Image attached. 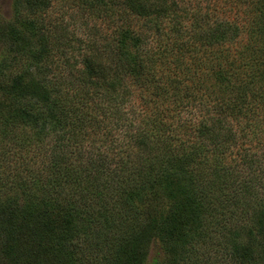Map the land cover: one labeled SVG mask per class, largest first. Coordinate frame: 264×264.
<instances>
[{"label": "trees", "instance_id": "obj_1", "mask_svg": "<svg viewBox=\"0 0 264 264\" xmlns=\"http://www.w3.org/2000/svg\"><path fill=\"white\" fill-rule=\"evenodd\" d=\"M90 3L120 25L76 62L50 57L39 11L16 9L0 33L19 55H0V148L21 151L5 173L0 158V189L18 185L24 202L1 250L12 264L28 242V264H91L94 250L113 264H264V161L249 135L264 116V32L176 0Z\"/></svg>", "mask_w": 264, "mask_h": 264}, {"label": "rangeland", "instance_id": "obj_2", "mask_svg": "<svg viewBox=\"0 0 264 264\" xmlns=\"http://www.w3.org/2000/svg\"><path fill=\"white\" fill-rule=\"evenodd\" d=\"M179 3V8L206 15L212 20L215 16H225V18L233 19L243 24L247 28L255 27L257 33L264 32V0H176ZM91 5L93 3H90ZM148 2L146 7L148 8ZM89 7V0H47L46 6H43L41 0H0V33L8 32V25L16 24L14 21V11L17 9L21 13L38 12L40 24L43 26V31L47 37L48 43L52 46L53 53L50 55L52 59L67 60L70 63L80 60L81 54L86 51L90 45L104 44L110 42L113 37L114 30L120 25V21L116 20L114 14L108 12L104 8L92 5ZM192 12V13H191ZM111 13V14H110ZM110 14V15H108ZM37 17V16H36ZM189 22V21H187ZM186 20L184 23L187 24ZM141 21L135 22V27H139ZM17 30H27L18 25ZM261 30V31H260ZM30 36L29 39L34 42L36 34L32 31H26ZM1 34V35H2ZM35 34V35H34ZM0 35V55L4 49L10 52L9 60L13 61L19 56L17 52L16 41L6 42V37ZM22 36L18 37L21 43ZM241 42H249L247 34L243 32L240 37ZM38 39H36L37 41ZM31 42V41H30ZM262 57H260L261 60ZM249 123L243 121L242 125ZM257 124L250 130L249 135L252 139V145H255L259 157L264 161V151L259 149L256 144L264 140V116H261L255 123ZM259 139V140H258ZM247 145L249 144L246 143ZM250 146V145H249ZM263 148V147H261ZM9 147L5 145L0 148V158H2V170L7 171L5 156L18 155L20 150L8 151ZM255 149V148H254ZM19 154V155H20ZM31 154V152L29 153ZM4 158V159H3ZM22 193L18 185H11L0 189V234H4L2 230L8 226V219H17L18 213L21 210L24 202H21ZM14 214V216H13ZM37 226H41L38 220L34 217L28 219L24 228H22V237L24 240L36 237ZM39 235V234H38ZM1 242V240H0ZM29 243V242H28ZM27 243V244H28ZM26 244L23 257L20 258V263L28 264L29 261V245ZM30 244V243H29ZM156 242H150L147 250V259L153 257L159 251ZM91 264H113L109 252L94 250L91 252ZM0 264H12L6 254L0 248ZM39 264H51L48 261H43Z\"/></svg>", "mask_w": 264, "mask_h": 264}]
</instances>
